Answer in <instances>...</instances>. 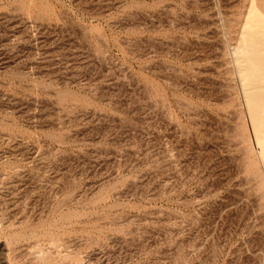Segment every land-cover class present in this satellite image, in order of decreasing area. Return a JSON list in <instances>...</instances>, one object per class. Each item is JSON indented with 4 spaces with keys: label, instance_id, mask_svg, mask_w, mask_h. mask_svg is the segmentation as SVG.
I'll list each match as a JSON object with an SVG mask.
<instances>
[{
    "label": "rangeland",
    "instance_id": "rangeland-1",
    "mask_svg": "<svg viewBox=\"0 0 264 264\" xmlns=\"http://www.w3.org/2000/svg\"><path fill=\"white\" fill-rule=\"evenodd\" d=\"M263 22L0 0V264H264Z\"/></svg>",
    "mask_w": 264,
    "mask_h": 264
},
{
    "label": "bare ground",
    "instance_id": "bare-ground-1",
    "mask_svg": "<svg viewBox=\"0 0 264 264\" xmlns=\"http://www.w3.org/2000/svg\"><path fill=\"white\" fill-rule=\"evenodd\" d=\"M260 19H261V18H260ZM254 23H255V22H254ZM263 23H264V22H263ZM263 25H264V24H263ZM259 26H260V25H259ZM263 27H264V26H263ZM253 30H255V29H253ZM247 31H248V30H247ZM254 32H255V31H254ZM256 35H257V34H256ZM255 37H256V36H255ZM262 39H263V38H262ZM259 41H260V40H259ZM254 42H255V41H254ZM257 46H258V45H257ZM244 47H245V45H244ZM258 47H259V46H258ZM260 48H261V47H260ZM256 49H257V48H256ZM238 50H241V49L239 48ZM253 50H254V49H253ZM255 51H256V50H255ZM250 74H252V73H250ZM253 76H256L255 73H254ZM256 78H257V77H256ZM258 78H259V77H258ZM260 78H261V76H260ZM252 79H253V77H252ZM263 79H264V77H263ZM254 80H255V79H254ZM256 82H257V81H256ZM256 82H255V83H256ZM252 83H254V82H252ZM252 83H251V84H252ZM258 83H259V82H258ZM263 84H264V83H262L261 86H262ZM254 85H255V84H254ZM256 85H258V84H256ZM253 87H254V86H253ZM262 87L264 88V85H263ZM258 92H259V91H258ZM258 92H257V93H258ZM261 92H262V91H261ZM263 92H264V91H263ZM263 92H262V93H263ZM260 94H261V93H260ZM259 96H260V95H259ZM261 97H263V96H261ZM262 99H263V98H262ZM262 99H261V100H262ZM263 101H264V100H263ZM263 101H262V102H263ZM263 104H264V102H263ZM262 107H263V106H262ZM261 111H262V109H261ZM261 123H263V122H261ZM263 125H264V124H263ZM260 137H261V136H260ZM261 138H263V137H261ZM261 138H260V139H261Z\"/></svg>",
    "mask_w": 264,
    "mask_h": 264
}]
</instances>
